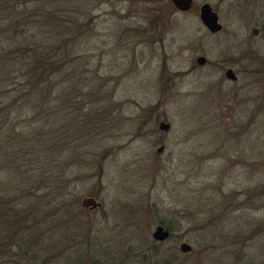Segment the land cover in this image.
I'll use <instances>...</instances> for the list:
<instances>
[{
  "label": "rangeland",
  "instance_id": "374dc122",
  "mask_svg": "<svg viewBox=\"0 0 264 264\" xmlns=\"http://www.w3.org/2000/svg\"><path fill=\"white\" fill-rule=\"evenodd\" d=\"M98 1H91L92 27L58 106L61 138L67 133L69 147L90 152L72 169L66 198L87 235L117 253L100 255V264H264V195L252 192L264 180L250 170L264 162L255 155L264 148L255 135L264 138V131L246 125L250 115L253 126L264 124V72L255 71L264 65V0H191L187 11L171 8L144 33L151 42L126 47L116 46L117 34L150 26L142 14L150 6ZM203 3L217 15L215 33L198 18ZM224 65L254 73L247 79L240 72L232 83ZM83 197L99 207L80 211ZM159 222L170 236L156 244L151 233ZM147 238L159 245L151 257L140 247Z\"/></svg>",
  "mask_w": 264,
  "mask_h": 264
},
{
  "label": "trees",
  "instance_id": "16d2710c",
  "mask_svg": "<svg viewBox=\"0 0 264 264\" xmlns=\"http://www.w3.org/2000/svg\"><path fill=\"white\" fill-rule=\"evenodd\" d=\"M91 1L99 2L0 0V215L12 218L0 221V264H100V257L117 254L110 255L99 240L87 235L74 210L76 204L66 198L73 190L68 188L72 169L82 165L78 159L82 161L90 152L69 147L68 134L61 138L59 131L58 99L64 92V76L72 72L77 50L92 27ZM141 2L150 6L142 11L151 16L150 26H129L123 35L117 34L116 46L151 42L142 38L144 33L155 29L158 20L173 12L171 8L176 9L170 0ZM239 69L247 79L254 73ZM255 71L263 73L264 65ZM252 118L246 121L247 128L263 132L264 124L253 126ZM258 137L256 141L264 146V138ZM255 155L264 159V148L256 149ZM251 169L254 179L264 180V162H255ZM253 188L254 196L264 195V182ZM8 191L13 197H6ZM159 225L169 231L167 224ZM143 246L148 257L156 255L159 247L149 242Z\"/></svg>",
  "mask_w": 264,
  "mask_h": 264
},
{
  "label": "water",
  "instance_id": "95a60500",
  "mask_svg": "<svg viewBox=\"0 0 264 264\" xmlns=\"http://www.w3.org/2000/svg\"><path fill=\"white\" fill-rule=\"evenodd\" d=\"M173 6L180 12H185L190 8L191 0H170ZM198 18L201 24L209 33H215L220 30L221 26L217 21L216 13L211 9L207 3L200 5L198 10ZM256 29L252 28L251 33L256 34ZM205 59L203 56H197L195 58V63L197 65L204 64ZM224 77L228 80L234 81L236 76L234 75L232 69L228 68L224 71ZM158 129L161 131H166L168 129V124L160 122L158 124ZM161 147L157 150L160 151ZM80 206L82 208H96L99 207V202H96L93 197H83L80 200ZM169 236V231L161 225H156L151 233V238L155 241H163ZM179 250L181 252H187L189 246L185 243L179 245Z\"/></svg>",
  "mask_w": 264,
  "mask_h": 264
},
{
  "label": "flooded vegetation",
  "instance_id": "af4514ba",
  "mask_svg": "<svg viewBox=\"0 0 264 264\" xmlns=\"http://www.w3.org/2000/svg\"><path fill=\"white\" fill-rule=\"evenodd\" d=\"M205 64V63H204ZM204 64H202V65H204ZM197 65V64H196ZM202 65H199V66H202ZM228 68H230V69H232V71H233V73H234V75L236 76V79H237V75H239L240 74V69L238 68V69H234L232 66H229V65H225V66H223V67H221L220 69L221 70H223V77H224V71L226 70V69H228ZM225 78V77H224ZM226 79V78H225ZM236 79L234 80V81H231V80H229V81H231L232 83H234L235 81H236ZM228 80V79H227ZM159 130V129H158ZM154 132V130H150V133H153Z\"/></svg>",
  "mask_w": 264,
  "mask_h": 264
}]
</instances>
